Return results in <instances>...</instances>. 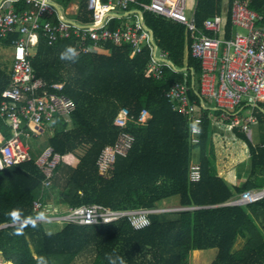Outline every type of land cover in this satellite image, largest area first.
Returning a JSON list of instances; mask_svg holds the SVG:
<instances>
[{
    "label": "trees",
    "instance_id": "1",
    "mask_svg": "<svg viewBox=\"0 0 264 264\" xmlns=\"http://www.w3.org/2000/svg\"><path fill=\"white\" fill-rule=\"evenodd\" d=\"M57 1L68 5L75 0ZM137 1L128 10H142L154 44L167 53L171 63L163 67L160 78L149 67L151 45L131 56L128 43L107 41L100 45L108 52H84L75 35L52 45L41 36L31 56L33 69L49 90H53L52 84L63 83V92L75 100L76 108L71 124L56 116L51 128L45 130L46 142L30 145L31 160L0 169V255L5 264H76L85 253H92L91 264H190L194 249L209 248L217 249L211 264H264V199L247 205L226 204L245 190L264 187V138L261 144H253L245 131L235 127L249 146V175L241 185L219 175L211 115L219 117L222 110L212 105L203 109L200 141L193 144L188 119L165 96L180 81L190 86V98L201 103L202 62L188 51L186 27L144 10L141 3L151 0ZM223 1L197 0V24L203 26L207 18L221 13ZM231 5L232 0H228V29ZM14 7L23 11L30 5L26 0H15ZM251 7L264 16V0H252ZM76 20L80 24L93 20L85 0H79ZM125 25L126 17H111L108 23L111 29ZM19 36L17 31L0 37V49L10 48ZM10 82L11 72L0 63V104ZM122 107L135 117L146 108L151 116L146 124L129 123L136 136L134 146L127 156H118L112 172L103 176L97 159L104 146L118 137L120 129L114 119ZM255 114L264 124V102L255 108ZM0 135L3 139L13 135L10 122L1 115ZM46 146H52L61 157L49 188H43L45 175L36 164ZM195 148L199 149V180L190 175ZM172 196L179 197L177 207L196 208L153 213L150 224L141 229H135L126 217L109 224L65 222L51 233L45 230L44 221L18 222L51 215L48 203L57 213L93 203L112 209H138L158 207L161 200ZM38 198L43 206L36 212L33 203ZM239 237L245 243L235 249Z\"/></svg>",
    "mask_w": 264,
    "mask_h": 264
},
{
    "label": "built area",
    "instance_id": "2",
    "mask_svg": "<svg viewBox=\"0 0 264 264\" xmlns=\"http://www.w3.org/2000/svg\"><path fill=\"white\" fill-rule=\"evenodd\" d=\"M15 0H5L0 5V37L6 38L12 32L20 36L12 41L11 82L4 89L0 104V115L10 122L13 135L0 140V169L31 160L30 137H40L51 128L56 116H62L72 123V112L76 108L73 98L63 92V83H54L47 88L46 81L38 76L32 65L33 48H37L41 36L52 45L62 38L75 35L80 38V48L84 52L102 51L100 43L107 41L120 45H131V56L142 51L145 45L153 46V57L149 63L155 77L160 78L165 65H171L167 53L154 44L152 32L143 20L111 29L108 20L116 8L127 11L137 0H85L92 11L93 20L87 24H75L63 16L55 20L52 15L56 8L53 0H26L30 5L17 11ZM252 0H232L228 29V10L207 18L203 26L196 22L194 12H186V0H151L141 3L144 10L163 15L186 27L190 39L192 56L202 62L200 76L201 103L189 96L190 86L185 82H175L165 96L173 108L184 115L190 124L191 142L199 143L202 132L203 109L207 102L222 110L216 120H229L228 127H240L252 140V123L258 118L255 108L264 102V16L251 7ZM142 12V10H140ZM92 41V44L88 42ZM151 114L143 108L135 117L127 107H122L114 119L120 131L115 142L107 144L97 159L99 173L108 176L114 169L118 156H127L134 146L136 136L129 130V123L146 124ZM28 126L30 129H25ZM60 154L52 146H46L36 159V164L45 175L43 188L52 184L54 169L60 162ZM191 179L199 180V163L191 166ZM264 199V187L245 190L237 194L227 204L247 205ZM43 204L40 198L33 203L39 212ZM196 207H144L138 209H112L99 203L70 208L55 215L36 216L18 222L64 221L80 225L109 224L126 217L135 229L147 227L153 213L180 211ZM8 224H5L6 226Z\"/></svg>",
    "mask_w": 264,
    "mask_h": 264
},
{
    "label": "crops",
    "instance_id": "3",
    "mask_svg": "<svg viewBox=\"0 0 264 264\" xmlns=\"http://www.w3.org/2000/svg\"><path fill=\"white\" fill-rule=\"evenodd\" d=\"M4 1L5 0H0V5H2L4 3ZM53 3H54V5H58L60 10L57 8V6H55L56 12H55V14L52 15V18H54L56 20V18H61V16H63L65 19L71 21L72 23L79 24V22L76 20V15H77L78 10H79V0L72 1L68 5H63L62 3H60L57 0H53ZM14 4H15V1L13 2V5ZM227 10H228V6H227ZM194 11H195V9H194ZM111 17H126V25H127L129 23H134L137 20H141V19L143 20V12H141L139 9H136V8H133L132 10H128V11H124L121 8H116L113 10ZM111 17H110V19H111ZM110 19L108 20V23H109ZM143 22H144V20H143ZM144 25H145V23H144ZM102 51L108 52L107 49H104ZM188 51H190V49ZM160 52H161V50L158 49L157 54H159ZM209 105L215 106L213 103L207 102V107ZM216 121L217 122H215V123L213 122L212 124H213V128H214L213 142H214V147H215L216 165H217L218 173H219V175L224 177L227 181H229L231 184L241 185L247 179V177L249 175L250 156L246 162H244L241 159H239L238 161H235V163L230 162V160L225 159L226 158L225 156H227V154L230 152V147L228 148L229 150L227 152L226 149H224L225 148L224 143H225V139L226 140L231 139L233 144L241 142L240 143V150L242 152H243V149H242L243 145H245L248 148V151H249V146H248L246 141H244L243 139H241L238 136V134L234 130V128L230 129L228 127V121L222 120V119H219ZM2 138L3 137L0 135V140ZM262 141H263V138L260 140V142L258 144H261ZM194 163H198V162L194 161ZM251 189H253V188H251ZM244 243H245V239L243 237H239L237 239L235 245H234V248L240 249L244 245ZM203 250H205V249H194L191 252L190 264H211L212 263V261L214 260L216 254H217V249H216L215 253H209V254H205V255H204ZM204 257H206V258H204Z\"/></svg>",
    "mask_w": 264,
    "mask_h": 264
},
{
    "label": "rangeland",
    "instance_id": "4",
    "mask_svg": "<svg viewBox=\"0 0 264 264\" xmlns=\"http://www.w3.org/2000/svg\"><path fill=\"white\" fill-rule=\"evenodd\" d=\"M186 12L188 15H191L194 12L195 6H196V0H186ZM227 6H228V0L223 1V10L227 11ZM11 51L12 49L9 47H3L0 49V63L4 66H7L8 71H11V66H12V57H11ZM32 52H36V48L32 49ZM252 128V143L253 144H258L262 138H264V124L262 123H252L251 124ZM47 135L46 131L44 134H42L37 140H33L31 138H28V143L32 145V143H35L36 145H41L46 142ZM229 141V142H228ZM241 143V142H240ZM240 143L233 144L232 140H226L224 146L226 151L228 152V148L230 147V152L225 156L227 160H230V162L235 163V161H238L239 159L243 160L246 162L249 159L250 152L248 151V148L243 145L242 149L243 152L240 150ZM199 157V149L195 148L193 150V159L195 162H197V159ZM61 177V175H60ZM49 197V196H48ZM179 205V197L178 196H172L167 199H163L158 203L159 208H172V207H177ZM47 211L48 214H56L57 210L55 209V206H53L52 203L47 204ZM171 212V211H170ZM176 212V211H174ZM169 216L174 215L173 213H169ZM64 221H46L43 222V226L47 232H56L59 231L65 224ZM32 248L34 249V244L31 243ZM204 255L209 254V253H215L216 249L215 248H209L205 249ZM206 258V257H204ZM209 258V257H208ZM92 253H85L79 256L76 260V264H91L92 263ZM0 264H5V261L3 257L0 255ZM7 264V263H6Z\"/></svg>",
    "mask_w": 264,
    "mask_h": 264
},
{
    "label": "water",
    "instance_id": "5",
    "mask_svg": "<svg viewBox=\"0 0 264 264\" xmlns=\"http://www.w3.org/2000/svg\"><path fill=\"white\" fill-rule=\"evenodd\" d=\"M55 6H57V8L60 10V8H59V6L58 5H55ZM227 204V203H226Z\"/></svg>",
    "mask_w": 264,
    "mask_h": 264
},
{
    "label": "bare ground",
    "instance_id": "6",
    "mask_svg": "<svg viewBox=\"0 0 264 264\" xmlns=\"http://www.w3.org/2000/svg\"><path fill=\"white\" fill-rule=\"evenodd\" d=\"M7 264H11V263H7Z\"/></svg>",
    "mask_w": 264,
    "mask_h": 264
},
{
    "label": "clouds",
    "instance_id": "7",
    "mask_svg": "<svg viewBox=\"0 0 264 264\" xmlns=\"http://www.w3.org/2000/svg\"><path fill=\"white\" fill-rule=\"evenodd\" d=\"M69 51H70V49H69ZM63 55V54H62Z\"/></svg>",
    "mask_w": 264,
    "mask_h": 264
}]
</instances>
